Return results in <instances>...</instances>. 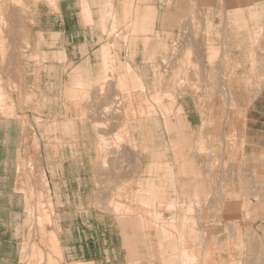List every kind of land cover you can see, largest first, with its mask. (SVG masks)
<instances>
[{
	"label": "crops",
	"instance_id": "1",
	"mask_svg": "<svg viewBox=\"0 0 264 264\" xmlns=\"http://www.w3.org/2000/svg\"><path fill=\"white\" fill-rule=\"evenodd\" d=\"M11 13L34 60L0 52V151L15 150L22 107L41 117L59 263L260 264L264 0H37ZM184 24L188 65L166 69ZM24 201L0 192V264H37L23 256Z\"/></svg>",
	"mask_w": 264,
	"mask_h": 264
},
{
	"label": "rangeland",
	"instance_id": "2",
	"mask_svg": "<svg viewBox=\"0 0 264 264\" xmlns=\"http://www.w3.org/2000/svg\"><path fill=\"white\" fill-rule=\"evenodd\" d=\"M37 0H0V37H4V40L0 41V52L2 55H5L4 61L7 64H12V59L8 58V55H12L15 51V54L21 55V60L27 61L34 60L31 58L29 54L28 44L23 39L18 43V41L14 40V35L10 32L11 27L9 26V21L11 18V9L16 8L18 10L25 13H30L31 9H33L35 2ZM50 1V0H48ZM161 3L163 2L167 7L171 6L173 0H159ZM152 2V1H150ZM216 3H223L224 0H213ZM214 11V10H212ZM150 19V24H151ZM149 32H151V26H149ZM127 29V27H126ZM215 31V30H214ZM153 32V31H152ZM4 34V36L2 35ZM188 35H189V25L184 24L180 35L176 36L173 40L167 41L165 43L164 52L168 54V58L162 60V64L166 69L171 68L172 66H187L188 65ZM151 44V39H150ZM20 46V47H19ZM30 57V58H29ZM18 60V59H17ZM156 60L154 58H150V61ZM156 62V61H155ZM155 64V63H154ZM23 66V65H22ZM23 69V67H22ZM27 75L23 72L20 74V95H21V103L27 101L25 99L27 94L28 87L26 86ZM170 82L169 89H174V85L176 87H180L179 81L175 79H179L176 74H166L165 76ZM175 80V81H174ZM177 81V82H176ZM2 84V81H0ZM5 86L7 87V83L5 82ZM11 90V88H9ZM230 92V104L233 103L234 95L232 94L234 91L229 90ZM168 97H173L171 93H169ZM165 97H167L165 95ZM234 110V106H231ZM7 111V109H6ZM22 112H25L20 116L21 118V137L18 142L15 144V150L10 148V152L7 153L6 149L4 152L0 151V192L7 193H17L22 194L25 197L26 201V227L28 228L27 239L25 240V245L23 246V256L24 259L30 260L31 258L36 257L37 264H60L59 258L60 255L58 253L57 241L53 234V232H48L47 227L56 226V219L52 212V205H50L48 194L49 187L47 184L46 173L44 171V158L42 151L41 142L44 140V137H40L38 134L40 126L38 122L40 121V116L29 114L28 109L21 108ZM6 115L9 113L6 112ZM11 116V115H10ZM38 125V127H35ZM36 130V133H35ZM12 140V139H11ZM10 140L9 145H12ZM125 142V138L117 139V146L120 143ZM114 145V144H113ZM115 146V145H114ZM243 160L246 158L241 156ZM241 159V160H242ZM235 161L236 159H232ZM7 161L12 167L6 171L2 170V167L5 166L4 162ZM264 162V158L262 159ZM4 173L7 174L8 178V186L1 185V178L4 177ZM6 179V178H5ZM24 201V202H25ZM247 238V235H246ZM237 239V235H233L230 237V241H235ZM250 241H253V236H250ZM259 242V251L257 258L260 260V264L264 263V235L262 234L258 240ZM39 247H43L48 251L47 260L45 263V259L43 256V251L39 249ZM50 253L52 255H50ZM248 256L246 252V257Z\"/></svg>",
	"mask_w": 264,
	"mask_h": 264
}]
</instances>
